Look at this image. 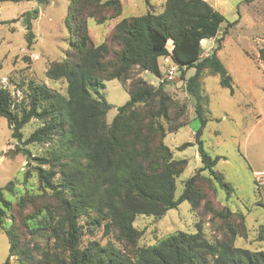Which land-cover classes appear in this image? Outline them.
Masks as SVG:
<instances>
[{
    "label": "trees",
    "instance_id": "trees-1",
    "mask_svg": "<svg viewBox=\"0 0 264 264\" xmlns=\"http://www.w3.org/2000/svg\"><path fill=\"white\" fill-rule=\"evenodd\" d=\"M20 1L0 0V8ZM122 11L120 0H71L65 19L70 48L63 60L52 62L46 71L49 80L67 83L66 95L31 80L27 101L16 104L10 91L0 88V117L7 119L12 138L21 142L23 128L37 120L41 126L23 144L50 145L49 154L40 157H32L29 149L20 151L34 161L23 181L27 184L36 177L38 193H16L15 181L0 188V223L10 245L6 264L12 257L19 264H264V252L235 247L239 233L231 223L235 212L227 207L214 209L206 194V186L214 193L216 185L229 195L233 190L216 169L220 157L213 158L202 141L209 120L201 82L204 74L218 75L220 85L233 93L232 77L218 56L220 45L203 57L201 44L218 36L225 16L205 0H166L163 13L148 12L116 22L107 40L95 44L88 19L106 24ZM37 18L34 11L25 19L29 47L34 38L32 21ZM166 58L182 70V79L188 69H195L186 90L195 101L200 122L195 141L202 167L185 182L179 198L176 180L188 161L175 159L164 139L188 125L187 107L167 93L165 82L154 87L140 77L150 72L160 78V61ZM259 59L264 64V47ZM111 80L123 85L130 100L117 108L108 124L112 105L99 90ZM183 202L194 212L205 202L207 213L222 221L224 237L213 243L198 225L197 233L177 232L156 245L138 247L136 218H161ZM9 214L12 223L6 226ZM84 215L89 218L86 227L81 223ZM240 219L243 223L244 216ZM85 228L91 236L100 228L105 235L116 230L125 247L85 240ZM26 230L31 239L45 237L53 244L30 245L23 234Z\"/></svg>",
    "mask_w": 264,
    "mask_h": 264
},
{
    "label": "rangeland",
    "instance_id": "rangeland-1",
    "mask_svg": "<svg viewBox=\"0 0 264 264\" xmlns=\"http://www.w3.org/2000/svg\"><path fill=\"white\" fill-rule=\"evenodd\" d=\"M205 1L221 12L226 20L216 38L201 43L203 57L210 55L220 45L218 56L232 77L233 88L231 93L230 89L220 85L218 75L209 72L201 80L206 109L209 111V120L202 134L204 148L213 158L220 157L216 169L224 175L233 189L229 195L219 185H216L215 193L206 186L207 199L216 210L227 207L235 212L231 217L232 225L239 232L234 240L235 247L264 252V64L259 59V50L264 47V0ZM120 2L123 11L117 19L106 24L88 19L89 34L95 44L100 45L107 40L116 22L140 17L148 12L163 13L166 0ZM70 3L71 0H22L1 5L0 88L10 91L14 103L27 101V87L31 80L46 84L53 91L66 95L67 83L63 80H49L46 71L52 62L63 60L70 48V34L65 25ZM34 11H38V18L32 21L34 38L29 47L25 19ZM171 47L169 44L170 49ZM160 67V78L150 72H144L140 77L154 87L165 82L167 93L179 105L187 107L188 125L167 134L164 139V143L174 152L175 159L188 161L186 170L176 180V198H179L185 182L202 167L195 141L200 122L196 118L195 101L186 90V81L195 74V69H188L185 79H182V70L171 60H161ZM171 67L176 68L172 80L167 78V71ZM99 92L112 105L107 114V123L111 124L118 113L117 108L126 104L130 96L118 80L105 82L104 88ZM92 94L98 97L97 94ZM40 126V121L32 120L23 128V140L19 142L12 138L7 119L0 117V188L15 181L16 193L18 190L20 193L27 190L38 193L36 177L27 184L23 181L24 173L28 171V167L32 168L34 161H30L20 151L29 149L32 157L49 154L50 145L23 144ZM185 145L188 146L184 147ZM10 151L13 153L6 156ZM205 202L198 212H194L188 202H183L161 218L138 216L134 222V227L140 231L138 247L156 245L177 232L197 233L198 225L202 226L209 241L214 243L222 239L224 225L220 219L207 213L209 211L205 208ZM241 215L244 216L243 223ZM17 217L20 219V216ZM6 219V226L11 225L10 214ZM88 219V215L81 218L85 227ZM85 233V240L96 239L103 245L112 242L118 249L125 247L116 230L105 235L104 228H100L91 236L85 228ZM23 234L30 245L42 246L46 242L53 244V239L45 237L41 240L31 239L27 230ZM9 250L8 238L0 223V264H6ZM35 255L37 258L41 257L38 252ZM9 264L19 262L16 257H12Z\"/></svg>",
    "mask_w": 264,
    "mask_h": 264
},
{
    "label": "built area",
    "instance_id": "built-area-1",
    "mask_svg": "<svg viewBox=\"0 0 264 264\" xmlns=\"http://www.w3.org/2000/svg\"><path fill=\"white\" fill-rule=\"evenodd\" d=\"M169 60H170L169 58H166L164 61L169 62ZM175 71L176 68L174 67L169 68L167 71V78L172 80L174 78Z\"/></svg>",
    "mask_w": 264,
    "mask_h": 264
},
{
    "label": "water",
    "instance_id": "water-1",
    "mask_svg": "<svg viewBox=\"0 0 264 264\" xmlns=\"http://www.w3.org/2000/svg\"><path fill=\"white\" fill-rule=\"evenodd\" d=\"M12 153H13V151H10L9 153L6 154V156H9V155L12 154Z\"/></svg>",
    "mask_w": 264,
    "mask_h": 264
},
{
    "label": "bare ground",
    "instance_id": "bare-ground-1",
    "mask_svg": "<svg viewBox=\"0 0 264 264\" xmlns=\"http://www.w3.org/2000/svg\"><path fill=\"white\" fill-rule=\"evenodd\" d=\"M203 41H204V40H203ZM203 41H202V42H203ZM202 42H201V43H202ZM205 42H206V41H205Z\"/></svg>",
    "mask_w": 264,
    "mask_h": 264
},
{
    "label": "crops",
    "instance_id": "crops-1",
    "mask_svg": "<svg viewBox=\"0 0 264 264\" xmlns=\"http://www.w3.org/2000/svg\"><path fill=\"white\" fill-rule=\"evenodd\" d=\"M1 10V9H0Z\"/></svg>",
    "mask_w": 264,
    "mask_h": 264
}]
</instances>
